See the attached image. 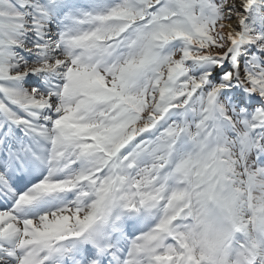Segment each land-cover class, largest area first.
Wrapping results in <instances>:
<instances>
[{
  "label": "snow or ice",
  "instance_id": "1",
  "mask_svg": "<svg viewBox=\"0 0 264 264\" xmlns=\"http://www.w3.org/2000/svg\"><path fill=\"white\" fill-rule=\"evenodd\" d=\"M0 264H264V0H0Z\"/></svg>",
  "mask_w": 264,
  "mask_h": 264
}]
</instances>
